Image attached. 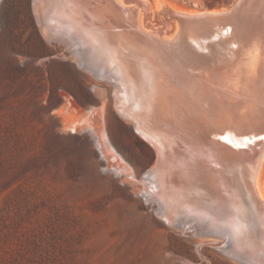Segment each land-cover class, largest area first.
Segmentation results:
<instances>
[{"label": "bare ground", "instance_id": "6f19581e", "mask_svg": "<svg viewBox=\"0 0 264 264\" xmlns=\"http://www.w3.org/2000/svg\"><path fill=\"white\" fill-rule=\"evenodd\" d=\"M32 1L45 38L80 46L70 55L111 86V95L88 106L79 120L108 171L140 182L148 206L167 224L184 227L190 218L206 221L208 230L226 226L233 259L264 261V0H248L249 11L258 6L260 16L247 33L238 22L233 28L218 23L215 9L172 8L164 0ZM185 44L195 58L179 54ZM181 73L183 82H172ZM224 78L241 94L233 102L225 98L228 90L219 91L225 103L233 102L229 119L238 132L220 130L204 116ZM109 104L154 150L141 174L111 140ZM216 108L224 115L228 106Z\"/></svg>", "mask_w": 264, "mask_h": 264}, {"label": "rangeland", "instance_id": "374dc122", "mask_svg": "<svg viewBox=\"0 0 264 264\" xmlns=\"http://www.w3.org/2000/svg\"><path fill=\"white\" fill-rule=\"evenodd\" d=\"M164 1L189 10L233 0ZM32 3L0 0V264H241L226 226L169 225L140 182L108 171L79 120L111 86L70 55L80 46L45 38ZM106 124L141 174L153 148L110 104Z\"/></svg>", "mask_w": 264, "mask_h": 264}, {"label": "water", "instance_id": "95a60500", "mask_svg": "<svg viewBox=\"0 0 264 264\" xmlns=\"http://www.w3.org/2000/svg\"><path fill=\"white\" fill-rule=\"evenodd\" d=\"M248 5V0H233L231 3L227 4L226 6H221L218 8H214L213 6H209V7H200L198 5H194L192 4V9L194 10H201V11H207V10H213L215 9L216 12V16L218 18V23L221 22V24H224L226 26H230V27H234V25H236V23L238 22L239 25H244L245 29V33L249 32V29H251V27L253 26L255 20H257V18H259V12L258 6H256V8L254 9V11H249V9L247 8ZM250 12V13H249ZM216 18V19H217ZM233 38L236 39V41H239L240 38L237 37V35L233 34ZM240 50V47L239 49ZM179 54L181 52V55L184 56H188V59L190 60L191 58H195L196 54L194 52H192L189 49V46L187 44L183 45L180 50L178 51ZM201 54H204V51H200ZM239 56V53L237 52L236 55L234 56V60L237 59ZM185 75L183 73H181L180 75V80L177 78V76H175L172 80V82H178L184 80ZM228 79V77H226ZM224 78L222 80L221 83H217L215 84V91L216 94L214 100L210 101L209 103H207L206 105L209 106V108L207 107L206 109H208L209 111L206 112V114L204 113V116L207 119V123H211L212 126H216V128L218 127V129L222 130L224 129H228L230 130L231 128L234 129L235 132H238V124L237 121H230L229 119V108L233 107V102L235 99L240 100L241 99V94H237L234 91L232 92L227 86H225V79ZM177 79V80H175ZM220 85H222V87H220ZM225 89L228 90L229 92H226L227 95L225 96V98L228 100H231L233 102H226L224 101V93L223 92H219L220 90ZM218 91V92H217ZM189 98H193V94L189 93L188 94ZM203 101V100H202ZM192 102V101H191ZM221 103H224L226 105V107L228 106V109H226V111H223V114H221L220 110H218L216 107H218ZM199 109H202L201 107L197 106ZM203 111V110H202ZM194 123V122H193ZM196 125V123H194V126ZM214 141H219V139H214ZM255 148H257V146L255 145L253 147V150H255ZM261 256V255H260ZM255 263V262H254ZM259 264H264V261H261V263Z\"/></svg>", "mask_w": 264, "mask_h": 264}]
</instances>
